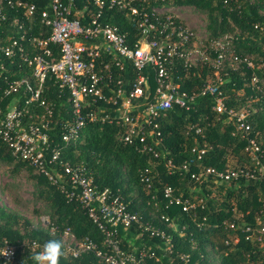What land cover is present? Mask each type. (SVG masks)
<instances>
[{"label": "trees", "instance_id": "obj_1", "mask_svg": "<svg viewBox=\"0 0 264 264\" xmlns=\"http://www.w3.org/2000/svg\"><path fill=\"white\" fill-rule=\"evenodd\" d=\"M25 1L36 4L33 16L27 14L25 7H13L7 0L3 1L1 11L4 17L0 16V41L7 44L14 39L21 40L27 52L34 54L42 51L34 38H48L52 32L50 26L42 21V12L46 8L49 9V0ZM76 3L77 8H73L71 16L79 15L83 22L92 19L101 10L94 0H77ZM138 5L142 6L140 2ZM143 5L147 11L153 6H170L183 9L192 7L207 13L208 35L203 58L190 68H186L182 60H177L172 71L181 89H196L211 76H215L216 68L212 58L215 59L217 52L211 46L214 39L224 38L233 52L253 61L254 66L250 67L247 64H231L230 60L225 59L219 70V87L224 91L229 106L249 111L253 131L264 146V0H147ZM166 15L168 13H165L162 21L166 20ZM100 19L117 25L123 32H128L130 40L143 35V28L139 27L137 19L119 7L104 8ZM181 19L189 26L187 21ZM181 19L175 18L176 23ZM189 27L194 31L189 46L196 47V27ZM51 46L54 50L53 58L58 60L61 57L60 48L54 43H51ZM32 71V67L18 53L9 57L0 49V107L4 111H8L9 106L19 97H23L22 104L25 103L23 90L8 93L7 89L16 79L28 77L32 80ZM131 73L134 75L132 69ZM255 76L258 77L256 82ZM44 97L53 109L48 150L52 152L54 149H60L62 158L74 165L84 166L86 175L92 177L100 187H109L113 193L120 194L123 200L129 203L131 210L140 213L145 220H151L157 226L165 228L168 233H173V263L165 257L162 261L149 257L146 264H183L178 256L179 251L193 252V262L196 264H264L261 254L244 255V251L253 246L251 242H244L242 248H236L228 254L224 245L225 238L240 232L239 229L227 228L224 223L232 217L235 207L243 210L249 221L259 215L264 219V179H242L241 184L234 180L230 183H220L212 179L200 183L199 187L200 184L190 175L169 174L164 169V160L161 158L145 155L135 145L123 143L120 140L123 126L119 124L87 122L80 130L79 138L67 143L63 134L73 121L70 91L61 87L55 76L49 75ZM213 104L214 97L207 94L200 96L192 109L175 105L170 110L169 116L161 122L169 156L177 160L197 159L192 152L193 147L207 143V153L202 160L195 163V170L201 166H215L224 170L249 165L250 157L245 151V138L241 133H234V122L228 120L227 114L216 113L212 108ZM44 113L45 108L35 103L29 107L24 119L38 123L44 118ZM199 126L203 129L201 133L195 128ZM232 157L236 158V161L231 162ZM0 161L12 166L11 171L14 174L23 170L31 171L32 178L41 186L40 196L48 203L51 211L49 227L43 229L34 226L28 219L21 223V217L17 213L0 206V246L4 240L20 245V264H35L31 257L41 250L33 253L28 247V243L34 240L42 243L50 239L61 240L66 250L65 234L68 229L70 235H74L78 240L89 236L103 245L104 232L89 216L87 210L78 201L70 200L57 184L38 172L27 160L17 157L1 137ZM147 167L151 168V187L141 180ZM165 184L176 186L178 192L185 196L201 197L204 202L189 212L184 211L181 206L170 205L163 195ZM154 195L156 199L153 198ZM163 216L173 220L178 225V230L171 228L169 221ZM20 225L25 226L21 229ZM132 230L134 234H144L136 239L133 233L129 235L119 231L123 248L126 250H132L142 243L156 249L158 244L163 242L139 228L133 227ZM156 250L159 254L163 253L159 249ZM0 264H4L2 259ZM60 264L108 263L92 251L84 252L78 257L65 251Z\"/></svg>", "mask_w": 264, "mask_h": 264}, {"label": "built area", "instance_id": "obj_2", "mask_svg": "<svg viewBox=\"0 0 264 264\" xmlns=\"http://www.w3.org/2000/svg\"><path fill=\"white\" fill-rule=\"evenodd\" d=\"M3 1L0 0V16L4 17L1 11ZM76 1L49 0V9L43 10L42 21L52 29L51 35L48 38H34L41 46V52H27L23 42L18 39L7 44L0 41L1 51L9 57L18 53L33 69L32 80L24 77L9 84L8 93L23 90L26 99L22 104L23 97H19L9 106L8 111L0 107V137L9 144L17 157L27 160L38 172L57 184L70 200L78 201L104 232L103 245L89 236L78 240L73 235L72 241L66 244L67 254L78 257L92 251L108 264H146L149 257L156 261H162L165 257L173 263V233H168L165 228L145 220L140 213L131 210L129 203L109 187H100L92 177L86 175L84 166L74 165L62 158L60 149L52 152L48 150L53 109L44 97L47 77L55 76L60 86L70 91L73 121L63 134L67 143L79 138L80 130L87 122L119 124L123 126L120 140L135 145L145 155L164 160V169L169 174L190 175L198 184L212 179L220 183L234 180L241 184L242 179H264V146L253 131L249 111L227 104L224 91L219 87V70L225 59L230 60L231 64H247L250 67L254 63L233 51L228 58L229 47L225 39H214L211 46L217 52L214 59L215 76L196 89H181L172 75L176 61L182 60L183 65L190 68L204 55L202 49L189 46L194 31L183 23L178 14L182 7L153 6L147 11L143 5L147 0H94L101 10L92 19L83 22L79 15L71 16L73 8H77ZM7 3L13 7H25L30 16L36 10L35 3L25 0H7ZM106 7H119L128 11L137 19L139 27L143 28V35L130 40L128 32L121 31L115 24L102 21L100 18ZM165 13L168 15L162 21ZM175 18L181 19L179 23H176ZM51 43L60 48L61 57L58 60L53 58ZM254 81H258L257 76ZM207 94L214 97L213 110L218 114H227L228 120L236 126L234 133H241L245 138L249 165L224 170L215 166H201L195 170V163L207 153V143L193 147L192 152L197 159L177 160L169 156L161 128L162 120L169 116L175 105L192 109L198 98ZM35 103L45 108L44 118L38 123L25 121V113ZM195 128L198 133L203 131L200 126ZM150 172L151 168L147 167L141 177L148 187L153 184ZM163 195L170 205L181 206L188 212L204 202L201 197L192 198L180 194L172 184L164 185ZM153 198L156 199V195ZM163 218L169 221L171 228L178 230L173 220L165 216ZM224 223L227 228L240 230L224 239L227 254L242 248L244 242H251L253 246L244 251V255L261 254L264 260L263 216H255L254 220L249 221L245 212L235 207L232 217ZM120 227H136L152 237L160 238L163 242L156 249L163 253L159 254L145 243L126 250L122 245ZM66 234H70L69 229ZM142 234L135 233L133 237L137 239ZM43 244L34 240L28 243V247L34 253L42 250ZM19 247L8 240L1 243L0 259L4 264H20ZM5 252L7 255H4ZM192 254L178 252L183 264H196Z\"/></svg>", "mask_w": 264, "mask_h": 264}, {"label": "rangeland", "instance_id": "obj_3", "mask_svg": "<svg viewBox=\"0 0 264 264\" xmlns=\"http://www.w3.org/2000/svg\"><path fill=\"white\" fill-rule=\"evenodd\" d=\"M178 14L189 23V26L196 27L198 35L196 48L204 51L208 35L206 31L207 13L190 7L181 9ZM225 42L227 43L226 40ZM231 49L229 47L228 58L232 53ZM212 59L214 63V57ZM234 161L236 158L232 157L231 162ZM11 167L0 161V206L17 213L21 217V223L24 219H28L34 226L48 229L51 211L48 203L40 196V184L32 178L31 171L23 170L19 174H14ZM24 226L20 225V228L23 229ZM72 238L70 234H65L67 243L72 241Z\"/></svg>", "mask_w": 264, "mask_h": 264}, {"label": "clouds", "instance_id": "obj_4", "mask_svg": "<svg viewBox=\"0 0 264 264\" xmlns=\"http://www.w3.org/2000/svg\"><path fill=\"white\" fill-rule=\"evenodd\" d=\"M4 255H7V253L5 252ZM64 255L63 242L57 239H50L43 244L42 250L35 253L31 259L35 264H60V260Z\"/></svg>", "mask_w": 264, "mask_h": 264}, {"label": "crops", "instance_id": "obj_5", "mask_svg": "<svg viewBox=\"0 0 264 264\" xmlns=\"http://www.w3.org/2000/svg\"><path fill=\"white\" fill-rule=\"evenodd\" d=\"M119 231H122V233H134L132 229H125L124 227H120Z\"/></svg>", "mask_w": 264, "mask_h": 264}]
</instances>
